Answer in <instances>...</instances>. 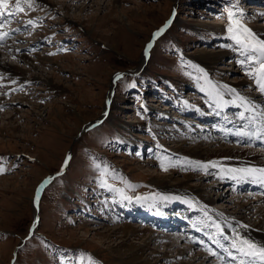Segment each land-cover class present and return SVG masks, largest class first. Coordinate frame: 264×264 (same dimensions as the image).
Wrapping results in <instances>:
<instances>
[{
    "label": "rangeland",
    "instance_id": "374dc122",
    "mask_svg": "<svg viewBox=\"0 0 264 264\" xmlns=\"http://www.w3.org/2000/svg\"><path fill=\"white\" fill-rule=\"evenodd\" d=\"M15 4L0 6L15 13L0 28V264H200L230 250L215 215L176 200L177 187L258 223L261 204L238 212L234 200L264 191L221 178L219 148L194 155L207 137L264 151L245 138L264 130V53L249 51L264 42V0ZM232 89L252 111L220 106Z\"/></svg>",
    "mask_w": 264,
    "mask_h": 264
},
{
    "label": "bare ground",
    "instance_id": "6f19581e",
    "mask_svg": "<svg viewBox=\"0 0 264 264\" xmlns=\"http://www.w3.org/2000/svg\"><path fill=\"white\" fill-rule=\"evenodd\" d=\"M0 69H4V68L0 66ZM231 95L233 97V102L227 103L223 99L222 94L218 92L217 98H218L220 106L225 107L228 105H232V106L239 105V106L245 107L246 109L250 111L253 110L252 106L250 107L248 106V102L246 100L245 101L239 100L238 95L235 92V90L232 89ZM256 103L259 105L258 102ZM255 128H256V125L254 124L251 126L249 125L247 129L253 132H250L249 135H245V138L252 139L251 137H253L254 141L258 140L256 142L262 143L264 145V141H262V137L264 136V130L262 128H259L258 126L256 129ZM241 133L245 134L246 132H238V133L234 132V134H236L239 137V140L243 139L242 137H244V136L242 137L240 136ZM204 143H206V145H208L209 148H204L200 146L201 150L203 151L194 155L195 158L199 162H205L204 160L206 159L208 155H213V154H208L214 151V150L212 151L211 148L217 147L219 148L218 152H223V153L219 155L216 154V158H213L214 161H212L213 159H211L209 163L211 165L214 163H217L218 165L221 166V169H222L221 178L223 179L228 178V180H233L234 184L237 186L240 184L239 186L241 187H248V184H249L251 185V188L257 189L259 191H264V151H252L250 149L239 150L233 147L229 149L226 148V149L221 150L220 142L215 139L211 140L208 137H207L206 142ZM202 146H205V145H202ZM243 184H246V185L242 186ZM186 186L187 185H185V187ZM172 196L175 197L176 200L184 201L185 203H187V205H189L190 207L194 209L200 208L203 211H207V212L214 214L217 227L220 229L221 234L232 245V248L230 250H227L226 252H225L226 249L224 245H217L218 250H220V253H221L220 255H219V251L218 253L210 251V252L205 253L204 255L199 256L198 259L194 257L195 259L194 258L193 259L196 261H199L200 264H232V263L241 264V260L245 261V264H249V257L242 256L241 253L237 251V248L242 247L244 248L246 252L255 251V250L248 248V245L243 244L242 240H247L249 243L255 244L257 249L264 247V213L263 214L260 213V215L257 216L258 217L257 224H251V222H248L247 220H244L241 217L239 219L235 216L236 218L234 217V219H230L229 216L221 215L219 214V212H215L214 210L210 208L211 202L208 200V198L205 199V197L201 193H199V190L197 192L195 189H191L190 192H184V191H181L180 187H177L176 189H173ZM251 200L252 201H247L246 197H242V196L238 197L237 199L234 200L235 203L233 202L235 204L234 205L235 210H237L238 212L240 211L248 212V208L246 207L248 205L245 204L247 202H249V204L252 207L256 204H261L262 209L264 210V204H262L264 203V198L255 197L254 199H251ZM158 219H162V216L157 217V220ZM129 229H132V228L124 227L123 229L124 234H126V232ZM107 232L110 233V231H107ZM172 237L176 239V241L178 242L182 239L180 234L172 236ZM190 249L187 250L188 253L190 252ZM227 253L229 254V256L232 254V258L229 259L230 262L226 260L223 261V259L221 258V256H224V258H226ZM213 256L218 257V260L216 259V261L214 262L212 259ZM233 257H235L236 260L233 259ZM194 262L193 264H195ZM255 264H264V262L256 260Z\"/></svg>",
    "mask_w": 264,
    "mask_h": 264
},
{
    "label": "snow or ice",
    "instance_id": "6c2138e0",
    "mask_svg": "<svg viewBox=\"0 0 264 264\" xmlns=\"http://www.w3.org/2000/svg\"><path fill=\"white\" fill-rule=\"evenodd\" d=\"M22 3H25L28 5V7H32V0H16V4H15V7L23 12L24 11V8L21 6ZM6 5H7V0H0V6H5L6 8ZM15 13L14 12H11V11H7V10H4V11H0V28L3 27V24L6 23V17L8 16H14ZM171 20H169L163 28L159 29L155 34H154V38L155 37H159L164 31L165 29L171 24ZM33 24V21L32 20H29L28 21V25H32ZM230 32L232 31L231 28L228 29ZM243 31L245 33H247L248 37H250L252 40H255V37L253 36V34L251 33V31L247 28L243 29ZM9 33L7 32H2L0 31V40H2L4 37L8 36ZM236 42L238 44H242L243 42L240 40V39H236ZM147 48L148 49H151L152 48V43H149L147 45ZM259 50L260 52L264 53V42H260V41H256L254 45H252L250 48H249V51H257ZM147 54V53H146ZM260 66L262 69H264V61H261L260 62ZM116 79H120V76L118 75L116 77ZM47 183V182H46ZM44 187V185H41V189ZM37 201L39 200V191L37 192ZM242 243L243 244H247L248 245V248L250 249H254L255 251H248L246 252L244 250V248H237V251L241 253L242 256H247L249 257V264H255V261L256 260H259V261H262L264 262V247H261V248H256L255 244H252V243H249L247 240H242ZM214 254V253H213ZM233 259H235V257H233ZM241 264H245V261L241 260Z\"/></svg>",
    "mask_w": 264,
    "mask_h": 264
}]
</instances>
